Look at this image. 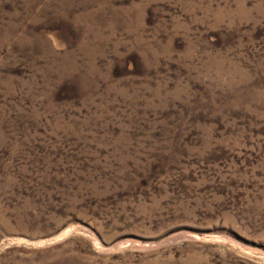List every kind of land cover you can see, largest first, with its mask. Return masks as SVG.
Masks as SVG:
<instances>
[{"label": "rangeland", "instance_id": "rangeland-1", "mask_svg": "<svg viewBox=\"0 0 264 264\" xmlns=\"http://www.w3.org/2000/svg\"><path fill=\"white\" fill-rule=\"evenodd\" d=\"M0 264H264V0H0Z\"/></svg>", "mask_w": 264, "mask_h": 264}]
</instances>
